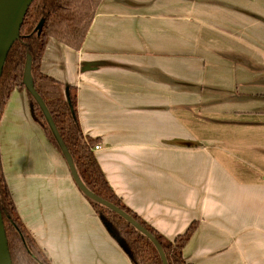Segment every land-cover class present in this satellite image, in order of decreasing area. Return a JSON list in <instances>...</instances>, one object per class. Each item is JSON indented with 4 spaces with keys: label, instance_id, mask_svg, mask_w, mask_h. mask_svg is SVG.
Returning a JSON list of instances; mask_svg holds the SVG:
<instances>
[{
    "label": "crops",
    "instance_id": "obj_1",
    "mask_svg": "<svg viewBox=\"0 0 264 264\" xmlns=\"http://www.w3.org/2000/svg\"><path fill=\"white\" fill-rule=\"evenodd\" d=\"M40 71L73 88L115 195L189 264H264V0H101L79 50ZM0 153L16 212L52 264H131L13 91Z\"/></svg>",
    "mask_w": 264,
    "mask_h": 264
},
{
    "label": "trees",
    "instance_id": "obj_2",
    "mask_svg": "<svg viewBox=\"0 0 264 264\" xmlns=\"http://www.w3.org/2000/svg\"><path fill=\"white\" fill-rule=\"evenodd\" d=\"M100 1H32L23 18L18 38L11 46L0 74V119L13 91L24 92L33 121L39 125L48 141L64 158L45 115L23 83L24 67L29 56L34 90L44 103L83 185L95 196L124 211L148 231L160 244L167 264H189L183 259L182 251L196 230V222L191 223L186 231L173 241H166L127 208L109 186L94 156L93 147L96 141L84 136L81 131L74 89L65 87L40 71L41 57L50 38L74 50L81 48ZM82 195L131 264H162L157 249L145 235L112 210L89 199L83 193ZM0 212L11 263L52 264L16 212L5 180L1 153Z\"/></svg>",
    "mask_w": 264,
    "mask_h": 264
},
{
    "label": "water",
    "instance_id": "obj_3",
    "mask_svg": "<svg viewBox=\"0 0 264 264\" xmlns=\"http://www.w3.org/2000/svg\"><path fill=\"white\" fill-rule=\"evenodd\" d=\"M32 1L33 0H0V74L2 72L4 63H5V60H6V57L8 55L10 48L13 45L14 41L18 38L23 18L30 4L32 3ZM23 83L26 89L29 91V93L33 96L35 101L40 106L43 114L45 115L50 125V128L56 138V141L60 147V150L64 156V159L69 168L71 177L75 185L77 186V188L80 190V192L83 193L89 199L112 210L113 212L118 214L120 217H122L124 220H126L137 231L145 235L157 249L158 254L161 258L162 264H167V261L165 259V256H164V253H163V250L160 244L156 241V239L148 231H146L142 226H140V224H138L133 218H131L124 211L120 210L119 208L110 204L109 202H106L100 199L99 197L95 196L80 181L76 173L75 167L73 165L72 159L63 141L61 140L44 103L42 102L39 95L34 90L32 77H31V58L29 56L27 57L25 67H24ZM0 261H1V264H12L9 253H8L7 241H6L5 231H4V227L2 223L1 212H0Z\"/></svg>",
    "mask_w": 264,
    "mask_h": 264
},
{
    "label": "built area",
    "instance_id": "obj_4",
    "mask_svg": "<svg viewBox=\"0 0 264 264\" xmlns=\"http://www.w3.org/2000/svg\"><path fill=\"white\" fill-rule=\"evenodd\" d=\"M100 149V146L99 145H95L94 147H93V150H99Z\"/></svg>",
    "mask_w": 264,
    "mask_h": 264
},
{
    "label": "bare ground",
    "instance_id": "obj_5",
    "mask_svg": "<svg viewBox=\"0 0 264 264\" xmlns=\"http://www.w3.org/2000/svg\"><path fill=\"white\" fill-rule=\"evenodd\" d=\"M0 264H1V261H0Z\"/></svg>",
    "mask_w": 264,
    "mask_h": 264
}]
</instances>
